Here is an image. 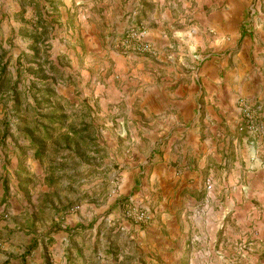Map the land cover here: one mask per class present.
Segmentation results:
<instances>
[{
    "label": "crops",
    "instance_id": "0c3cea01",
    "mask_svg": "<svg viewBox=\"0 0 264 264\" xmlns=\"http://www.w3.org/2000/svg\"><path fill=\"white\" fill-rule=\"evenodd\" d=\"M193 1L199 6L192 16L196 25L177 29L175 7ZM206 5L213 6L205 10ZM248 5L247 0H0V39L12 32L15 7L23 16L16 34L34 35L40 46L51 43V64L71 76L70 92H80L94 108L135 101L145 113L139 119H149L141 121L149 132L140 134L150 140V153L137 149L127 158L131 167L122 169L120 193L151 209L154 218L141 226L126 224L127 240L112 245L118 250L110 256L118 264H264V0L250 12ZM135 13L148 23L152 54L117 47ZM241 102L256 110L260 135L239 131ZM117 120L121 136L132 132L128 122ZM141 122L136 121L139 131ZM234 230L245 237L238 239ZM0 234L8 245V236ZM66 241L52 262L46 251L37 257L6 255L4 245L0 264H76V255L66 249L78 256L83 245L72 233ZM55 242L62 245L63 239ZM246 243V249L237 248Z\"/></svg>",
    "mask_w": 264,
    "mask_h": 264
},
{
    "label": "rangeland",
    "instance_id": "374dc122",
    "mask_svg": "<svg viewBox=\"0 0 264 264\" xmlns=\"http://www.w3.org/2000/svg\"><path fill=\"white\" fill-rule=\"evenodd\" d=\"M247 1L249 9L255 8L259 0ZM244 4L246 2L243 3V8ZM212 6L206 5L205 10ZM14 8L12 32L7 39H0V53L4 52V58L10 61L6 86L17 82L21 88H26L30 80L35 78L27 68L42 64L52 87L68 100L69 104L64 102L70 115L68 124L84 113L89 115L85 117V121L93 126L77 136L68 127L57 130L54 137L47 142L45 155L36 158L34 150L28 149L30 141L26 138L25 128L28 122H34L35 112L28 109L16 112L10 92L0 91V227H3L0 233L8 236L6 245L0 234V250L5 245L10 251L6 255L19 256L26 252L34 257H37V253L46 251L47 261L52 262L68 243V233H72L76 243L83 245L79 246L82 251L80 254L78 252V256L71 247L66 249L76 255V264H118L110 256L114 255L112 249L118 250L116 246H112L113 243H125L127 223L132 226L143 225L124 215L125 208L134 205L135 200L120 193L123 183L120 175L123 168L131 167L127 158L137 154V149L145 156L149 155L150 140L142 138L140 134L149 132L147 125L143 126L141 122L149 119H139L145 113L139 111V105L135 101L120 105L110 103L106 108L109 113H106L103 112L106 109L102 104L94 103V108L93 103L83 98L80 92H70L68 87L72 81L69 85L66 82L71 80V76H66L65 71L56 69L51 64L53 51L48 52L51 50V43L41 41L40 46V40L33 37L34 35L24 39L22 33L16 34L22 28L20 24L23 21L20 17L23 16L18 17V11ZM196 8L199 6L194 1L187 7H175L177 29L196 25L197 20L192 17L198 12ZM133 16L135 19L129 26L143 25L147 29L148 23L141 14L135 13ZM33 27H36V23ZM26 31L23 30V33ZM124 37L118 38L117 47L120 51H133L123 46ZM103 38L107 45L106 38ZM66 56L67 54H61L62 61L67 64ZM20 58L25 67L19 66ZM117 119L128 122L126 125L132 132L121 136ZM77 121L76 127L81 129L82 120L79 118ZM136 121L142 123L141 131ZM137 131L141 137L139 140ZM68 135L71 138H67ZM122 161L124 165L120 166ZM202 209L205 210V206ZM148 210L154 218V212ZM73 215L77 219H73ZM242 232L244 231H233L238 239L245 237ZM57 236L63 239V243L54 246ZM11 238L13 240L9 241ZM28 240L33 243H28ZM245 245L249 247L246 243L237 248L246 249Z\"/></svg>",
    "mask_w": 264,
    "mask_h": 264
},
{
    "label": "trees",
    "instance_id": "16d2710c",
    "mask_svg": "<svg viewBox=\"0 0 264 264\" xmlns=\"http://www.w3.org/2000/svg\"><path fill=\"white\" fill-rule=\"evenodd\" d=\"M4 56V52L0 53V91L8 90L10 92L14 100L13 109L16 112H22L23 109L35 112L36 118L34 122H28L25 128L26 138L30 141L28 149L34 150L36 158H42L45 155L47 142L54 137V133L57 130L68 127L69 131L77 136L80 132H86L92 128L93 124L85 121V117L89 115L84 113L68 124L70 115L67 104L64 103L65 101L68 103V100L52 87L51 82L48 81L50 80L49 77L42 68V64L27 68L33 73L35 78L30 80V84L26 88H21L17 82L6 86L10 61ZM21 61L22 59L20 58L18 60L19 66L25 67L24 61ZM18 78L20 79L21 76L19 75ZM24 103H26V106H23ZM79 118L82 120L80 122L83 126L81 129L76 127ZM68 136L67 138H71Z\"/></svg>",
    "mask_w": 264,
    "mask_h": 264
},
{
    "label": "built area",
    "instance_id": "2783aa9c",
    "mask_svg": "<svg viewBox=\"0 0 264 264\" xmlns=\"http://www.w3.org/2000/svg\"><path fill=\"white\" fill-rule=\"evenodd\" d=\"M122 44L124 47L131 48L139 54L149 55L153 53V45L148 40L147 29L143 25L132 24L129 26L122 40ZM238 129L252 137H256L263 132V125L260 123L256 110L246 102H241V118L238 123ZM207 187L209 189L212 187V181L210 179L207 180ZM124 215L140 224H147L153 219V215L148 209L135 204L126 207Z\"/></svg>",
    "mask_w": 264,
    "mask_h": 264
}]
</instances>
